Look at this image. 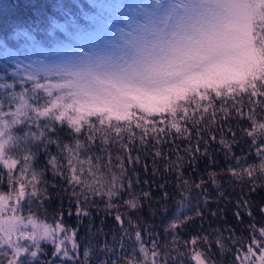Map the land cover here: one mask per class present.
<instances>
[{"label": "snow or ice", "instance_id": "6c2138e0", "mask_svg": "<svg viewBox=\"0 0 264 264\" xmlns=\"http://www.w3.org/2000/svg\"><path fill=\"white\" fill-rule=\"evenodd\" d=\"M17 8L0 27V264H264V0Z\"/></svg>", "mask_w": 264, "mask_h": 264}, {"label": "trees", "instance_id": "16d2710c", "mask_svg": "<svg viewBox=\"0 0 264 264\" xmlns=\"http://www.w3.org/2000/svg\"><path fill=\"white\" fill-rule=\"evenodd\" d=\"M23 3H24V0H0V27L6 26L7 23L11 22L14 14H16L19 11V9L17 8V5H23ZM5 16H7V18H8L7 20L4 19ZM228 163H229V161L225 159L224 155L220 152H217L216 165H215L216 170L219 171L220 168L226 167L228 165ZM199 167H200V173L204 174V169L206 167L205 164L201 163ZM141 175L143 176V173H141ZM205 178H207V177L205 176ZM169 183L171 184V181ZM225 187L227 188V185H225ZM213 191H214V189H213ZM153 192L156 193L155 188L153 189ZM254 199L256 201L257 206L261 203H264V191L257 192L254 196ZM52 207L54 208V207H56V205H53ZM101 207H103V205H101ZM170 209H171V214H177V213L183 214L184 211H187V209H184V210L179 209V207L176 205L175 201H173L170 204ZM50 215H51V209H50ZM142 218H149V208L147 207V205L145 206ZM65 219H66V223L70 227H73L76 225V218L75 217H72V218L66 217ZM210 222L212 223L213 227L218 226L216 221L214 220V218L207 217L205 219V222H204V227L206 230H209V231L211 230L208 227ZM228 222L232 223L235 226V222L232 218L230 208L228 211ZM96 224L97 225L100 224V217L99 216H97V218H96ZM156 225H157V228L159 229V219L156 220ZM114 227H115L114 220L109 216L105 221L104 231L107 232L109 229H112ZM198 230H199V222L191 225L188 232L182 233L181 235L185 239H187L189 237V235L194 234ZM241 234H243V226H241ZM80 238H81V242L83 243L85 240V233H84L83 229H81ZM110 240H111V236H109V241ZM94 242L95 241L93 240V243Z\"/></svg>", "mask_w": 264, "mask_h": 264}, {"label": "rangeland", "instance_id": "374dc122", "mask_svg": "<svg viewBox=\"0 0 264 264\" xmlns=\"http://www.w3.org/2000/svg\"><path fill=\"white\" fill-rule=\"evenodd\" d=\"M109 45L101 38L99 40L87 42L83 45L82 50L87 51L90 54L101 53L107 51Z\"/></svg>", "mask_w": 264, "mask_h": 264}]
</instances>
